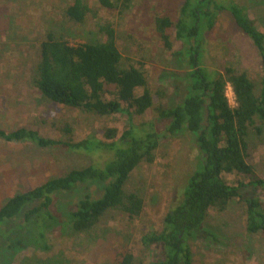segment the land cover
Returning <instances> with one entry per match:
<instances>
[{
	"label": "trees",
	"instance_id": "obj_1",
	"mask_svg": "<svg viewBox=\"0 0 264 264\" xmlns=\"http://www.w3.org/2000/svg\"><path fill=\"white\" fill-rule=\"evenodd\" d=\"M106 10H114L119 0H97ZM222 11L230 14L236 29L256 48L261 60L258 81L232 66L221 71L205 64L206 33L211 31ZM93 10L87 0H72L63 13L83 23ZM156 32L166 50L172 49L167 29L173 27L181 47L173 55L187 69L179 77L184 96L174 105H154L145 73L133 65H123L110 22L97 23L96 37L72 44L63 34L46 30L28 65L30 84L47 101L81 110L98 117L121 115L127 128L118 134L106 128L103 136L71 139V127H61L63 138L42 134L20 125L0 128V140L26 143L38 148H60L80 155H99L85 166L67 167L59 175L11 196L0 207V225L22 217L21 227L33 233L46 246L47 231L59 221L74 234L89 233L103 218L117 214L136 219L144 208L143 197L127 188L132 171L152 164L160 141L183 133L195 152V165L176 192L162 219V227L141 238L146 249L158 248L160 257L148 264H193L187 237L195 235L215 240L203 228L210 211L224 212L233 201L244 206V229L248 235L264 234V202L245 197L244 188L264 189V178L247 160L250 128L264 124V31L259 29L245 5L237 0H184L175 22L169 16L154 18ZM230 87L234 105L229 103ZM153 109L156 117L134 123ZM106 154L102 157L100 154ZM242 176L228 182L225 175ZM100 183L98 196L84 194L73 208L56 214L55 196L89 183ZM63 215V217H61ZM134 254L126 250L117 264H133Z\"/></svg>",
	"mask_w": 264,
	"mask_h": 264
},
{
	"label": "rangeland",
	"instance_id": "obj_2",
	"mask_svg": "<svg viewBox=\"0 0 264 264\" xmlns=\"http://www.w3.org/2000/svg\"><path fill=\"white\" fill-rule=\"evenodd\" d=\"M184 0H119L114 10H106L97 0H87L93 12L83 23L69 20L63 8L72 0H0V128L20 125L39 130L54 138L68 124L71 139L89 135L105 139L106 128L121 134L128 122L121 115L98 117L42 98L30 84L28 65L46 30L61 33L72 44L104 36L97 33V23L110 22L116 31L117 46L123 65L141 69L154 96V105L179 103L184 92L179 77L186 65L173 51L181 47L174 28L167 29L172 49L166 50L154 26V18L166 15L176 21ZM245 5L257 27L264 31V0H237ZM204 64L221 71L230 65L245 72L255 82L261 74V60L251 41L235 27L230 14L222 11L215 27L206 33ZM229 103L234 97L227 87ZM156 117L153 109L135 116L134 123ZM250 128L247 160L264 178V124ZM152 164L136 167L127 188L144 199V208L134 220L117 214L103 218L89 233L74 234L59 221L47 231L46 246L30 231L21 227L22 217L0 225V264H117L120 254L131 250L133 264H148L160 257L158 248L146 249L141 238L162 227V219L174 195L195 165V152L183 133L160 141ZM105 157L106 154H100ZM99 155L88 156L60 148H38L26 143L0 140V207L11 196L31 189L59 175L67 167H82ZM228 182L242 176L228 174ZM101 184L89 183L55 196L54 212L71 209L84 194L98 196ZM245 197L264 202V189L244 188ZM67 213V212H66ZM63 217V215L61 216ZM244 206L233 201L224 212L210 211L203 228L215 240L195 235L187 237L193 264H264V234L248 235L244 229Z\"/></svg>",
	"mask_w": 264,
	"mask_h": 264
}]
</instances>
